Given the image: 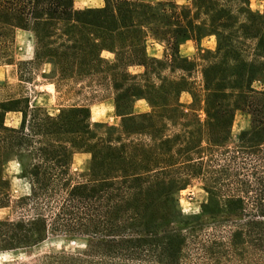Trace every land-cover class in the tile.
<instances>
[{
	"label": "trees",
	"instance_id": "1",
	"mask_svg": "<svg viewBox=\"0 0 264 264\" xmlns=\"http://www.w3.org/2000/svg\"><path fill=\"white\" fill-rule=\"evenodd\" d=\"M17 31L28 33L33 55L15 62ZM208 35L213 51L198 61L180 55L182 42ZM150 39L164 44L162 57L147 54ZM1 63H15L20 81L48 65L41 75L61 107L51 114L0 88V208L20 211L0 219V252L60 232L85 236L87 247L45 264H179L183 230L197 223L185 219L176 195L199 178L211 239L263 256L264 20L248 0H104L83 9L73 0H0ZM103 96L121 116L119 131L93 129L90 102ZM140 99L149 111H129ZM236 110L250 115V127L230 145ZM9 112L20 114L18 125L5 122ZM77 152L90 162L74 181ZM9 161L29 186L14 200L3 175Z\"/></svg>",
	"mask_w": 264,
	"mask_h": 264
},
{
	"label": "rangeland",
	"instance_id": "2",
	"mask_svg": "<svg viewBox=\"0 0 264 264\" xmlns=\"http://www.w3.org/2000/svg\"><path fill=\"white\" fill-rule=\"evenodd\" d=\"M156 4L167 0H141ZM178 4H188L190 0H174ZM104 0H73L75 9L99 7ZM249 9L259 18L264 20V0H248ZM216 47V38L213 35L203 37L199 43L187 40L179 45V53L183 57L199 60L201 53L213 51ZM146 52L151 57H162L164 44L158 40L150 39L146 43ZM14 61L27 60L33 55V43L28 33L17 31L12 45ZM105 56L109 54L105 53ZM48 70V65H41L35 70L33 77L28 81H20L15 63L0 64V88H6L12 95L24 94L29 97L31 105L45 108L49 113L55 114L61 107L55 99L54 87L41 73ZM197 77H199L197 75ZM198 79V78H197ZM260 81H255L253 86L260 88ZM180 100L183 104L190 101L188 93H182ZM90 121L96 132L104 131L105 125L119 131L121 116L116 112L112 98L99 97L90 102ZM148 103L137 100L129 111L141 113L149 111ZM203 119L204 113L200 112ZM20 114L9 112L5 115V122L9 125H18ZM250 127V115L236 110L228 137V144L233 145L241 131ZM203 144H205L203 142ZM90 154L77 152L71 161V175L73 180L80 179L87 173ZM3 175L9 182V192L12 199L18 198L28 192L29 186L26 179L20 175V166L16 161H9L3 168ZM177 207L186 220L196 222L194 229L183 230L184 243L180 252L179 264H264V254L261 256L256 251L241 253L227 251L218 247L212 237L209 225V193L199 178H193L189 184L177 195ZM20 211L10 206L0 208V219L17 218ZM228 225V224H227ZM162 235V234H161ZM87 247V238L69 233H50L47 238L37 246L31 248L15 249L0 252V264H45L53 254H78Z\"/></svg>",
	"mask_w": 264,
	"mask_h": 264
}]
</instances>
